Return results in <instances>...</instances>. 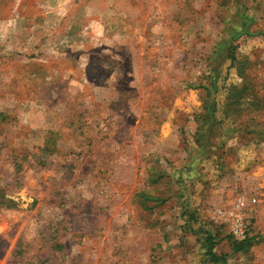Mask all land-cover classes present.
Listing matches in <instances>:
<instances>
[{
    "label": "rangeland",
    "instance_id": "obj_1",
    "mask_svg": "<svg viewBox=\"0 0 264 264\" xmlns=\"http://www.w3.org/2000/svg\"><path fill=\"white\" fill-rule=\"evenodd\" d=\"M0 264H264V0H0Z\"/></svg>",
    "mask_w": 264,
    "mask_h": 264
},
{
    "label": "trees",
    "instance_id": "obj_2",
    "mask_svg": "<svg viewBox=\"0 0 264 264\" xmlns=\"http://www.w3.org/2000/svg\"><path fill=\"white\" fill-rule=\"evenodd\" d=\"M205 241L207 243L211 242V237L205 238ZM242 249V242H240L238 245L234 247V251H239ZM207 255L210 257L211 260L217 261L220 259V256H216L214 252H212L210 249L207 250Z\"/></svg>",
    "mask_w": 264,
    "mask_h": 264
}]
</instances>
